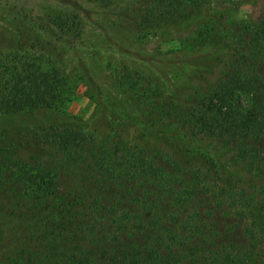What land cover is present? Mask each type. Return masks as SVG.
<instances>
[{
  "label": "trees",
  "instance_id": "1",
  "mask_svg": "<svg viewBox=\"0 0 264 264\" xmlns=\"http://www.w3.org/2000/svg\"><path fill=\"white\" fill-rule=\"evenodd\" d=\"M215 27L189 96L154 105L158 130L128 139L53 125L27 149L0 148L9 231L36 240L13 246V264H264V18ZM13 60L0 66V113L67 116L71 78Z\"/></svg>",
  "mask_w": 264,
  "mask_h": 264
},
{
  "label": "rangeland",
  "instance_id": "2",
  "mask_svg": "<svg viewBox=\"0 0 264 264\" xmlns=\"http://www.w3.org/2000/svg\"><path fill=\"white\" fill-rule=\"evenodd\" d=\"M263 18L264 0H0V66H13V58L52 64L78 86L67 116L0 113V148L27 149L53 125L128 139L156 131L154 105L189 96L187 74L200 64L195 56L216 43L207 39L219 31L214 24L243 30ZM66 178L80 176L70 170ZM11 194L0 188V264H13L16 243L36 242L13 240Z\"/></svg>",
  "mask_w": 264,
  "mask_h": 264
}]
</instances>
